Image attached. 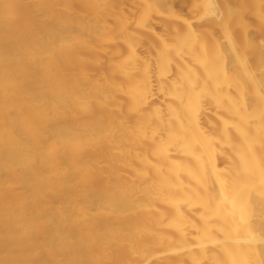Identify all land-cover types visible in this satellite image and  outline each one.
Returning <instances> with one entry per match:
<instances>
[{
	"label": "bare ground",
	"instance_id": "6f19581e",
	"mask_svg": "<svg viewBox=\"0 0 264 264\" xmlns=\"http://www.w3.org/2000/svg\"><path fill=\"white\" fill-rule=\"evenodd\" d=\"M175 7L0 0V264H264V0Z\"/></svg>",
	"mask_w": 264,
	"mask_h": 264
},
{
	"label": "rangeland",
	"instance_id": "374dc122",
	"mask_svg": "<svg viewBox=\"0 0 264 264\" xmlns=\"http://www.w3.org/2000/svg\"><path fill=\"white\" fill-rule=\"evenodd\" d=\"M169 1L174 2V4L176 5L175 7L176 14L180 15L184 19H190L196 12L191 8L192 2L196 0H169ZM222 7H223V3L217 1L216 8L222 9ZM172 20L173 23H177V20L175 19ZM255 24H257V22H255ZM191 28H192L191 30L189 28L186 30L185 36L188 39V41L189 40L192 41V36H194L195 32H197L199 29L196 23H193ZM223 35L224 32L223 30L220 29L213 31V35L211 34L210 36L209 35L207 36V44L213 50V52L217 51V39H221Z\"/></svg>",
	"mask_w": 264,
	"mask_h": 264
}]
</instances>
